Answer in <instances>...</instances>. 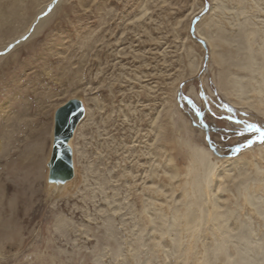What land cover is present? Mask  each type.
I'll return each mask as SVG.
<instances>
[{
    "label": "rangeland",
    "instance_id": "1",
    "mask_svg": "<svg viewBox=\"0 0 264 264\" xmlns=\"http://www.w3.org/2000/svg\"><path fill=\"white\" fill-rule=\"evenodd\" d=\"M47 1L0 0V48L25 31ZM251 1L65 0L28 44L12 56L6 55L15 46L0 55V217L10 226V235L0 236V264H252L264 259V164L223 180L229 191L217 197L221 211L230 212L227 226L233 231L223 236L205 228L191 256L182 255L189 241L177 225L155 246L160 236L148 221L160 214L162 223L171 222L182 205L190 168L184 132L194 133L219 160L237 159L246 148L264 143L247 128H264L262 112L224 95L217 61L197 33L213 3L211 21L217 20L232 55L228 77L241 80L252 102L260 101L264 93L255 90L262 84L264 0ZM206 22L203 32L211 25ZM248 29L256 37L244 50L236 33ZM249 53L254 64L243 70L238 64ZM188 56L195 57L197 73L190 71ZM73 99L85 108L68 142L74 176L57 188L48 182L55 116ZM175 117L183 130L171 125ZM30 148L35 158L29 168ZM17 163L22 165L15 172ZM138 235L146 246L137 250ZM220 244L230 262L216 251Z\"/></svg>",
    "mask_w": 264,
    "mask_h": 264
},
{
    "label": "bare ground",
    "instance_id": "2",
    "mask_svg": "<svg viewBox=\"0 0 264 264\" xmlns=\"http://www.w3.org/2000/svg\"><path fill=\"white\" fill-rule=\"evenodd\" d=\"M63 1H65V0H59V1L48 0L36 12L35 16L33 17L32 21H30V23L28 24L25 31L16 35L15 38L9 40L8 43H6L2 48H0V52L7 51L8 47L13 44L12 46H15V48L13 50H11L6 56L11 55L15 50L18 49V47H20L21 45L32 40V38H34L39 33V31L43 28L45 23L49 20L50 16H52L51 14L54 11H57V8H59L60 4ZM248 1H251V0H248ZM53 3H55L53 10L47 14L48 10L50 9L51 5H53ZM193 4H195V3H193ZM212 4H211L209 14L206 15L202 19L200 24H198L197 33H198V36L202 40L206 41V43L208 44V46L210 48V51H212L214 61H217L218 67L220 69L219 70L220 81H218L220 83V88L223 91L224 95L228 96L234 104H236L240 107L251 108L255 111L262 112V114L264 116V96H261L262 99L260 101L252 102L251 99L248 96H246V93L243 90V86L241 84L242 83L241 80L230 79L228 77L230 75V68L226 64H227V61H229V59L232 57V55L229 51L227 52V50L224 48V44H225L224 39L225 38L222 35L223 32L219 28L217 29V27H218L217 20H216V22L211 21L212 20L211 16H212L214 8H215V6H213L214 4L213 5ZM255 4H253V6ZM255 8H257V7H255ZM16 10H17L16 8L11 10L10 16L15 17L17 15ZM260 10H263V9H260ZM45 12H46V14H45ZM213 19L215 20L216 18H213ZM2 20H3L2 12H0V22H2ZM208 20H209V22H211V25H208L207 32H203L202 27H203V25H206L205 23H207L206 21H208ZM242 24H244V21L242 22ZM239 25H241V24H239ZM222 28H225V27H222ZM244 29L245 28L243 26V30ZM241 30H239L238 33H236L238 35L239 40H240L238 44L242 47V49L249 50L251 48L250 40H251V38H253L255 36L256 32L254 30L249 31V29H248V31H245V32H241ZM25 37H26V41L24 43L18 42L19 40H22ZM186 49H189V48H186ZM189 53H190V51H189ZM190 55H191V53L189 54V56ZM189 58H191V57H189ZM194 58L195 57H193V59ZM199 58H200V56H199ZM211 58H212V56H211ZM213 58H212V60H213ZM193 59L191 58L189 60V62H188L189 66L188 67L190 68V71L192 73H195V72L197 73L199 66H198V63L196 61H193ZM186 60H187V58H186ZM253 64H254V57L249 53L245 57V59L242 62H240L238 65L242 66L241 68H244L243 70H245V69L249 70V68L252 67ZM187 71H188V69H187ZM258 71H260V74L262 75V84L255 91L257 92V94L259 93V95H260V94L264 93V62L262 64H260ZM188 75H189V73H188ZM180 79H182V78H180ZM192 90L194 91V89H192ZM195 95H196V93H195ZM171 108H173V107H171ZM84 112H85V108H84ZM170 116H173V114ZM167 117H169V116H167ZM199 117L201 118L200 119L201 125L204 126L205 124H203V121H202L203 116L199 115ZM183 124H185V122ZM171 125L175 126V128H176V126L179 127L180 130H183V128H184L183 125L178 122L177 117H175V119H173V123ZM184 133H185V135L182 137V143L185 145V147L187 148L188 153H189L190 168L188 171L187 179L182 184V190H183V194H182L183 198L181 200L182 205L179 208L177 207L174 209L175 213L173 214V216L171 215L172 216L171 222H166V223L163 222L162 223L161 221L163 219H161V217H159L160 214H159V216L154 215L156 218L152 217L153 215L149 216L148 221L150 222V225H151V228L153 229V231L155 230L158 233V235L160 236L157 241L155 240V243H156L155 246H157V245L159 246L162 243L161 241H162L164 235L169 234L168 233L169 231H171V233H172L174 230V232H175L177 230V228H176V225H177L178 228L181 229V231L186 233V235L188 237V241H189L187 244V247H186L185 251H183L184 253L182 255L191 256L192 252L194 251V243L197 239V236L199 237L200 232H203V231L205 232V230H204L205 228H207V229L211 228L212 231L214 230L216 232H221V234L223 236L224 235L228 236L233 231L232 229L229 228V226H227V222L229 221L230 212L221 211V209L223 207L221 206V203L219 202V198L217 197L218 196L217 193H219L221 195L225 192H228L229 189H227V186H225L224 182L229 180V179L231 181V179H234V177H237V178L241 177V176L243 177L245 175V172H246L245 169H247L246 167L258 168L259 165L264 164V143H262L261 146H258L255 148H248V149L246 148L244 154L240 155L237 159H234V160L231 159L230 160V159L225 158L223 160L222 159L219 160V157L215 156L216 154H214V152L213 153L210 152L205 146L200 144L203 142H200V143L197 142V139L194 138L196 136H192V134H194V133H191V132H189L190 134L187 132H184ZM0 150H1V147H0ZM217 151H218V149H217ZM28 152L29 153L27 156V160L29 162V165L27 164V166L30 168L31 167L30 164L33 161L32 159L35 158L34 157L35 148H34V151H33V149H31ZM219 155H221V153H219ZM249 157H250V159H249ZM25 158H26V155H25ZM27 160L25 159V161H27ZM19 164H21V163H19ZM19 164L17 163L15 166L12 164V166H14V169H13L14 171L17 170L18 167L20 168ZM10 166L11 165H9V167ZM12 166L9 169L13 168ZM14 171H12V172H14ZM18 171H20V170H18ZM23 171H25V170H23ZM233 171L236 172L237 176H234V174H232ZM25 173L30 174V172H28V171ZM172 179H173V176H172ZM223 180H225V181H223ZM53 185L56 186L57 188H62L65 186V183H63L62 185L53 183ZM240 188H242V187H240V186L237 187V191L240 193V190H241V192L243 194V191ZM156 191L158 193H162V191H160V190H156ZM246 191H247V189H246ZM205 197L208 199L207 201H210V208L209 209H208V207H207V209H205L206 208L205 205L207 204V202H205ZM245 197H246V200L252 205L253 201L248 196V194L245 195ZM145 211H146V208H145ZM165 215H167V214H165ZM156 219H160L159 220L160 225L158 224V222H156L157 221ZM0 221H1L0 222V236L1 235L3 236L4 234H6V236L10 235V233H8V229L10 226H8L7 223L4 222L1 217H0ZM176 234H175V236H176ZM179 239H181V238H179ZM171 240H172L173 244L175 243L177 246L181 245V240L179 241V243H178L177 239H175V238H172ZM145 242H144V239L141 236H139L137 238V240L134 242V246H136V249L138 250L139 246L142 245L141 248L146 246ZM184 243L185 242H183V244ZM216 251L218 252V254H221V256L224 254L225 251H224L222 244H220L216 247ZM180 255H181V253H180ZM225 255H226V259L228 260V262H230L227 254H224V258H225ZM188 256H187V259H188ZM226 259H224V260H226ZM185 262L186 261L184 260L183 263L185 264ZM206 263H207V261L205 260L203 262V264H206ZM252 264H264V259H262L259 262H254Z\"/></svg>",
    "mask_w": 264,
    "mask_h": 264
},
{
    "label": "water",
    "instance_id": "3",
    "mask_svg": "<svg viewBox=\"0 0 264 264\" xmlns=\"http://www.w3.org/2000/svg\"><path fill=\"white\" fill-rule=\"evenodd\" d=\"M59 1V0H57ZM55 3L51 5L52 9ZM49 9V10H50ZM26 37L18 42L25 41ZM14 46H10L7 51ZM2 52L0 55H4ZM84 117L83 104L73 99L66 103L65 106L59 109L55 116L54 126V143L52 159L48 163L49 168V183L63 184L71 180L74 176L72 149L68 145L69 140L73 137L78 123Z\"/></svg>",
    "mask_w": 264,
    "mask_h": 264
},
{
    "label": "snow or ice",
    "instance_id": "4",
    "mask_svg": "<svg viewBox=\"0 0 264 264\" xmlns=\"http://www.w3.org/2000/svg\"><path fill=\"white\" fill-rule=\"evenodd\" d=\"M248 129L258 134V138L261 142H264V128H261L256 125H248Z\"/></svg>",
    "mask_w": 264,
    "mask_h": 264
}]
</instances>
